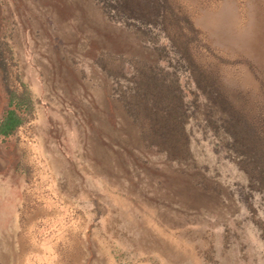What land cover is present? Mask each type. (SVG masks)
Listing matches in <instances>:
<instances>
[{"label": "rangeland", "instance_id": "obj_1", "mask_svg": "<svg viewBox=\"0 0 264 264\" xmlns=\"http://www.w3.org/2000/svg\"><path fill=\"white\" fill-rule=\"evenodd\" d=\"M165 2L0 0V264H264V0Z\"/></svg>", "mask_w": 264, "mask_h": 264}, {"label": "trees", "instance_id": "obj_2", "mask_svg": "<svg viewBox=\"0 0 264 264\" xmlns=\"http://www.w3.org/2000/svg\"><path fill=\"white\" fill-rule=\"evenodd\" d=\"M104 12L112 18H121L123 20L129 21L137 26L141 31H146L147 28L158 29L160 33L164 34L162 27V15L165 13L166 2L165 0H94ZM165 7V8H164ZM154 13L153 21L148 20V17L145 15L146 12ZM170 40H167L163 45L168 48H173L170 45ZM13 99L12 96L10 100ZM18 104V103H16ZM9 107L5 111V115L0 121V134L2 136L9 135L23 120L24 118L20 116L17 112L16 106L12 107L10 103ZM230 116V118H229ZM225 124L230 127L227 131L230 141H236L238 135L241 133L247 135L250 138L249 141L253 139L255 143H258L260 147V138L262 139L259 131H256L253 128L251 120L247 117H243L235 112H229L228 117L225 119ZM241 125H244L246 131H240ZM246 137V136H245ZM242 141V140H241ZM244 145L245 144V140ZM249 151H239L240 156L244 159H247L248 162L260 163L254 166V169H257L259 173H264V149H248ZM263 155V157H261ZM263 170V171H262Z\"/></svg>", "mask_w": 264, "mask_h": 264}, {"label": "crops", "instance_id": "obj_3", "mask_svg": "<svg viewBox=\"0 0 264 264\" xmlns=\"http://www.w3.org/2000/svg\"><path fill=\"white\" fill-rule=\"evenodd\" d=\"M11 133H12V132H11ZM11 133H10V134H11ZM10 134H9V135H10ZM9 135H7V136H9ZM3 137H6V136H3Z\"/></svg>", "mask_w": 264, "mask_h": 264}]
</instances>
